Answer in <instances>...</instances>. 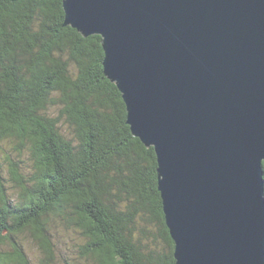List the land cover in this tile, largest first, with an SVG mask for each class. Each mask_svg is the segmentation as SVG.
<instances>
[{"label":"trees","instance_id":"obj_1","mask_svg":"<svg viewBox=\"0 0 264 264\" xmlns=\"http://www.w3.org/2000/svg\"><path fill=\"white\" fill-rule=\"evenodd\" d=\"M102 40L63 0H0V264H177L156 151Z\"/></svg>","mask_w":264,"mask_h":264},{"label":"water","instance_id":"obj_2","mask_svg":"<svg viewBox=\"0 0 264 264\" xmlns=\"http://www.w3.org/2000/svg\"><path fill=\"white\" fill-rule=\"evenodd\" d=\"M158 159L177 264H264V0H63Z\"/></svg>","mask_w":264,"mask_h":264},{"label":"rangeland","instance_id":"obj_3","mask_svg":"<svg viewBox=\"0 0 264 264\" xmlns=\"http://www.w3.org/2000/svg\"><path fill=\"white\" fill-rule=\"evenodd\" d=\"M25 245L27 246L28 248V252L31 254V256L33 257V259L36 257V256H40L41 252L38 250V247L36 246V244H34L32 241H30L28 238H27V241L25 242ZM71 245V243L68 244V248L69 246ZM63 252L66 254V255H69L68 254V250L66 249V247L63 248ZM70 252V250H69ZM40 253V254H39ZM71 260V259H70Z\"/></svg>","mask_w":264,"mask_h":264},{"label":"bare ground","instance_id":"obj_4","mask_svg":"<svg viewBox=\"0 0 264 264\" xmlns=\"http://www.w3.org/2000/svg\"><path fill=\"white\" fill-rule=\"evenodd\" d=\"M47 21V20H46Z\"/></svg>","mask_w":264,"mask_h":264}]
</instances>
